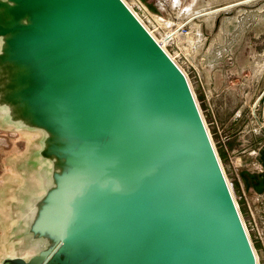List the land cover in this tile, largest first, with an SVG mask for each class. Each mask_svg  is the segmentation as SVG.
<instances>
[{
    "label": "water",
    "instance_id": "water-1",
    "mask_svg": "<svg viewBox=\"0 0 264 264\" xmlns=\"http://www.w3.org/2000/svg\"><path fill=\"white\" fill-rule=\"evenodd\" d=\"M0 128L38 136L0 264H258L188 77L124 0H0Z\"/></svg>",
    "mask_w": 264,
    "mask_h": 264
},
{
    "label": "rangeland",
    "instance_id": "rangeland-1",
    "mask_svg": "<svg viewBox=\"0 0 264 264\" xmlns=\"http://www.w3.org/2000/svg\"><path fill=\"white\" fill-rule=\"evenodd\" d=\"M125 3L161 42H168L164 46L186 72L264 264V0ZM37 137L0 128V211L10 208L23 180L18 166ZM1 224L0 260L12 251L4 244L10 227Z\"/></svg>",
    "mask_w": 264,
    "mask_h": 264
},
{
    "label": "bare ground",
    "instance_id": "bare-ground-1",
    "mask_svg": "<svg viewBox=\"0 0 264 264\" xmlns=\"http://www.w3.org/2000/svg\"><path fill=\"white\" fill-rule=\"evenodd\" d=\"M125 1V0H124ZM128 5V4H127ZM130 7V6H129ZM130 9H132L131 7H130ZM133 11V10H132ZM134 12V11H133ZM135 13V15L138 17V14H136V12H134ZM138 19L143 23V25L145 26V24H144V22L138 17ZM148 28V27H147ZM149 30V29H148ZM150 31V30H149ZM152 34L151 35H153V37L155 38V39H157L159 42H160V40L153 34V32L152 31H150ZM171 36V35H170ZM164 40V39H163ZM165 42V41H164ZM164 42H160L161 44H162V47L165 49V51L171 56V58L176 62V60L174 59V57L168 52V50L166 49V46H164ZM166 43V42H165ZM178 65V64H177ZM179 66V65H178ZM180 67V66H179ZM182 69V68H181ZM182 71H184L183 69H182ZM185 74H186V72H185ZM187 75V74H186ZM189 83H190V86H191V88H192V91H193V93H194V95H195V92H194V89H193V87H192V84H191V82H190V80H189ZM196 96V95H195ZM196 100H197V98H196ZM197 102H198V100H197ZM199 104V103H198ZM199 108H200V106H199ZM200 111H201V113H202V110H201V108H200ZM202 116H203V114H202ZM203 118H204V116H203ZM205 124H206V122H205ZM207 126V125H206ZM208 128V127H207ZM222 168H223V166H222ZM223 170H224V168H223ZM224 173H225V176H226V172H225V170H224ZM226 179H227V181H228V178H227V176H226ZM228 184H229V186H230V189H231V191H232V194H233V197H234V193H233V189H232V186H231V184H230V182L228 181ZM236 198L234 197V200H235ZM236 201V200H235ZM237 203V202H236ZM242 217V216H241ZM242 220H243V222H244V219L242 218ZM245 224V223H244ZM246 225V224H245ZM249 234V233H248ZM250 236V235H249ZM251 242H252V240H251ZM253 244V243H252ZM254 246V245H253ZM254 250H255V248H254ZM257 252H256V250H255V253L254 254H256ZM256 258H257V261L259 260V258H258V254H256ZM258 264H259V261H258Z\"/></svg>",
    "mask_w": 264,
    "mask_h": 264
},
{
    "label": "built area",
    "instance_id": "built-area-1",
    "mask_svg": "<svg viewBox=\"0 0 264 264\" xmlns=\"http://www.w3.org/2000/svg\"><path fill=\"white\" fill-rule=\"evenodd\" d=\"M147 28V27H146ZM148 29V28H147ZM149 31V30H148ZM150 32V31H149ZM150 34H152L151 32H150ZM153 36V35H152ZM157 40V39H156ZM157 42L162 46V44L157 40ZM168 43V42H167ZM167 43H165V44H167ZM165 50V49H164ZM218 153V152H217ZM240 211V210H239ZM245 225V224H244ZM245 228H246V230H247V233H249L248 232V229H247V227H246V225H245ZM249 235V234H248ZM250 237V236H249ZM250 240H251V238H250Z\"/></svg>",
    "mask_w": 264,
    "mask_h": 264
}]
</instances>
